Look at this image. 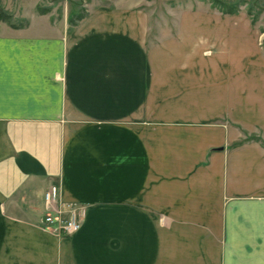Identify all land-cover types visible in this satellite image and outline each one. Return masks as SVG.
<instances>
[{
    "label": "crops",
    "instance_id": "obj_1",
    "mask_svg": "<svg viewBox=\"0 0 264 264\" xmlns=\"http://www.w3.org/2000/svg\"><path fill=\"white\" fill-rule=\"evenodd\" d=\"M140 5L83 1L107 20L69 37L53 10L0 21V264H264V72L243 71L257 40L188 22L148 44L145 23L111 21ZM51 184L85 208L73 236L44 223Z\"/></svg>",
    "mask_w": 264,
    "mask_h": 264
},
{
    "label": "rangeland",
    "instance_id": "obj_2",
    "mask_svg": "<svg viewBox=\"0 0 264 264\" xmlns=\"http://www.w3.org/2000/svg\"><path fill=\"white\" fill-rule=\"evenodd\" d=\"M83 1L88 2L91 0H43L41 5L43 7H52V9H45L48 11L44 14H47L48 12L50 13L53 10L50 14H53L56 20L67 22V36L69 37L70 33H72L75 29V26L70 22V19L77 22L76 18L79 17L80 14H84L85 18H87L86 20L89 21L107 20L105 14H98L100 9H85ZM118 1L127 2L131 6L137 5L138 3L141 5L135 7V9H112L113 13H111V21L115 20L145 23L150 33L148 36V44L151 42H155V44L158 43L155 36L159 33H164V39L162 41L163 45L168 44L170 41H166V39L170 38L169 32L173 34L176 32L175 30L170 31V28H174L176 26L179 28L187 27L186 25L188 22L211 23V27L214 28L211 31V40L216 39L217 41L220 40L224 34H232L235 30H223L220 29V27H228L229 25H232V23L240 24L243 29L242 33H244V39L247 38L257 40V44L254 45V43H250L248 45V49L250 50L251 48L252 55L243 57V71L244 73H247V76L251 75L252 72H264V0H222L228 3V5L237 6L238 11L235 14L222 12L221 8L215 6L212 0ZM12 11L16 17L10 18V23L13 27L26 26V19L30 22L33 15H28L30 18H27L28 16L22 17L25 13L31 11L35 14L37 12L40 13L38 9H36V12L35 9H12ZM124 15L125 17L123 18ZM40 22L43 21L40 20ZM39 26L41 27V25ZM240 33L241 32L238 31V37H240ZM226 43L232 42L229 40L226 41Z\"/></svg>",
    "mask_w": 264,
    "mask_h": 264
},
{
    "label": "built area",
    "instance_id": "obj_3",
    "mask_svg": "<svg viewBox=\"0 0 264 264\" xmlns=\"http://www.w3.org/2000/svg\"><path fill=\"white\" fill-rule=\"evenodd\" d=\"M44 209V223L51 231L64 237L73 236L80 231L85 208L65 202L57 184H51L46 190Z\"/></svg>",
    "mask_w": 264,
    "mask_h": 264
},
{
    "label": "trees",
    "instance_id": "obj_4",
    "mask_svg": "<svg viewBox=\"0 0 264 264\" xmlns=\"http://www.w3.org/2000/svg\"><path fill=\"white\" fill-rule=\"evenodd\" d=\"M213 4L217 7H220L222 12L228 13V14H235L237 13L238 9L237 6L234 5H228L225 1L222 0H212ZM38 11L41 14L46 13L47 11L43 8H39ZM10 18L11 16L5 13L2 9H0V21L7 22L10 24ZM85 18L84 14H80L79 17L76 18L77 22L82 21V19ZM70 22L73 23V25L77 24L76 21L70 19ZM254 22V21H253Z\"/></svg>",
    "mask_w": 264,
    "mask_h": 264
}]
</instances>
